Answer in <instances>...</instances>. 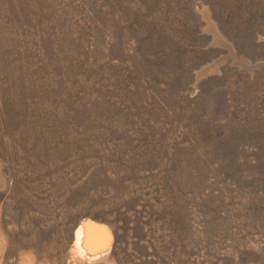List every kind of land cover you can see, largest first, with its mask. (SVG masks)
<instances>
[{"label":"rangeland","instance_id":"obj_1","mask_svg":"<svg viewBox=\"0 0 264 264\" xmlns=\"http://www.w3.org/2000/svg\"><path fill=\"white\" fill-rule=\"evenodd\" d=\"M0 264H264V0H0Z\"/></svg>","mask_w":264,"mask_h":264},{"label":"bare ground","instance_id":"obj_2","mask_svg":"<svg viewBox=\"0 0 264 264\" xmlns=\"http://www.w3.org/2000/svg\"><path fill=\"white\" fill-rule=\"evenodd\" d=\"M209 29L213 32L217 43L224 41L215 24L209 19ZM78 241L73 247L75 257L78 261L93 263L107 257L110 248V240L101 242L97 237L91 235L88 224H83L77 231Z\"/></svg>","mask_w":264,"mask_h":264}]
</instances>
